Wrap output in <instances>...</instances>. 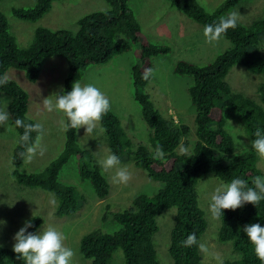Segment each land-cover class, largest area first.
I'll list each match as a JSON object with an SVG mask.
<instances>
[{"label":"trees","instance_id":"16d2710c","mask_svg":"<svg viewBox=\"0 0 264 264\" xmlns=\"http://www.w3.org/2000/svg\"><path fill=\"white\" fill-rule=\"evenodd\" d=\"M61 0H34L32 6L12 7L10 15L18 21L37 23L51 9L52 3ZM107 8L84 15L77 21L76 31L47 27L34 28L30 42L21 47L10 30L8 19L0 11V76L9 70L23 72L28 83L35 84L45 71L46 64L59 58L65 65L62 91H71L92 64H104L114 56L130 52L135 46L136 62L131 67L130 80L133 100L141 109V116L151 130L148 140L141 143L121 127L118 116L110 109L99 121L100 139L110 154L131 162L160 187L155 193H142L132 197L126 206L105 203L101 221L112 231L97 228L84 234L79 241V254L89 264H111L117 251L122 253V264H159L153 236L158 231L157 218L166 210L175 209L170 232L169 254L172 264H202L198 246L183 247L180 242L195 233L200 243L208 229L204 210L199 205L197 185L214 177L225 185L234 178L248 181L264 177L259 168L258 156L251 147L256 128L264 130V14L248 24L238 21L235 29L227 30L222 37L230 47L206 64L179 61L174 73L191 79L188 95L195 108L194 133L189 126L164 116L155 108L147 92L149 79H143L146 70H153L152 60L167 55V45L152 42L140 27L129 7V0H104ZM201 29L218 22L244 0H224L212 8H204L196 0H165ZM48 61V62H47ZM239 66L250 74L260 76L256 98L232 90L226 81L231 69ZM0 86V93L8 98V113L17 134L11 153V177L27 188L40 189L51 194L56 202L53 215L63 218L74 215L83 196L75 185L63 179L62 171L73 164L78 178L87 183L94 195L104 200L109 194V182L100 166L91 141L77 140V130L64 132L60 153L43 170L28 173L19 153L25 147L19 144L24 129L15 126L16 119L37 123L27 116L29 97L14 81ZM229 110L242 123L249 147L238 155L236 143L229 134L225 111ZM36 132L31 133V142ZM157 146L164 152L163 159H153ZM92 150L95 152L92 153ZM25 171V172H24ZM29 220L35 232L42 217ZM217 239L230 243L236 258L223 264H261L243 227L259 223L264 227V200L256 207L245 204L236 210H223L219 218ZM2 245V244H0ZM0 264H24L12 249L0 246Z\"/></svg>","mask_w":264,"mask_h":264},{"label":"rangeland","instance_id":"374dc122","mask_svg":"<svg viewBox=\"0 0 264 264\" xmlns=\"http://www.w3.org/2000/svg\"><path fill=\"white\" fill-rule=\"evenodd\" d=\"M204 8H212L224 0H196ZM34 0H0V11L6 15L10 30L16 38L17 44L25 47L30 42L34 28L40 26L52 30L67 29L76 31L77 21L89 13L105 10L104 0H61L52 3L50 11L37 23L18 21L10 15L12 7L32 6ZM129 7L134 13L140 27L149 39L158 44L167 45L171 52L159 55L152 60L153 70L150 75L147 92L157 109L164 116H172L176 121L189 126L194 133L195 108L191 104L188 88L191 85L189 77H180L174 73L177 62L184 61L194 64H206L215 56L230 47L224 38L215 44L205 42L203 29L194 21L188 19L165 0H129ZM233 11L240 14L239 22L248 24L250 21L264 14V0H244ZM229 12V13H231ZM134 46L130 52L114 56L104 64H92L86 68L85 73L77 80L81 85L93 84L110 101V109L118 116L121 127L129 132L131 138L136 137L145 144L151 130L147 127L141 116L139 105L133 100L130 71L136 62ZM48 62V61H47ZM45 71L35 84L25 80L23 72L9 70V80L16 82L28 95L29 107L27 116L43 125V135L40 140V149L30 163L23 164L28 173L39 172L55 158L63 148L64 132L60 130L62 113L48 112L43 106V100L48 98L55 102L57 94H62V83L65 65L59 58H54L46 65ZM76 81V80H75ZM226 81L230 87L242 92L251 98H256V87L261 81L260 76L250 74L239 66H234ZM0 107H6L8 112V98L0 93ZM225 111L227 128L231 121L233 132L238 140L236 153L245 151L249 147V140L245 134L242 123L238 117ZM85 127L77 129V140L91 141L95 146L93 150L97 158L102 161L110 153L107 146L102 143L99 123L88 134ZM17 134L9 118L7 124L0 126V244L13 249L15 233L24 225L25 221L35 215L42 217L40 227L34 232L53 227L62 232L66 239L64 245L74 250L72 264H89L88 260L79 254V241L82 236L93 229L112 231L101 221V212L105 203L117 206H126L132 197L142 193H155L160 187L158 182L149 179L146 174L134 167L131 162L119 159V164L105 171L109 182V194L106 199H98L89 185L81 181L70 163L62 171L63 179L73 183L83 196L78 211L68 217L56 218L53 213L57 202L55 198L40 189L27 188L18 184L11 177V153L16 144ZM42 149V154H41ZM92 150V153L95 152ZM259 168L264 173V160L258 157ZM126 167L131 174L127 184L113 183L112 177L119 168ZM24 171V172H25ZM225 185L214 177H208L198 183L199 205L204 210L208 229L201 237L200 243L208 248L207 254L202 253V264H218L216 256L223 261L236 258L230 243H220L217 239L220 227L219 219H213L209 212L211 195L217 187ZM175 209L163 212L158 218V231L153 236V243L159 264H172L168 252L170 232L173 226ZM122 253L117 251L111 264H122Z\"/></svg>","mask_w":264,"mask_h":264},{"label":"clouds","instance_id":"9594fccd","mask_svg":"<svg viewBox=\"0 0 264 264\" xmlns=\"http://www.w3.org/2000/svg\"><path fill=\"white\" fill-rule=\"evenodd\" d=\"M240 14L233 11L227 16H221L218 22L207 24L203 28L205 42L215 44L218 42L229 29H235L238 24ZM152 70H146L143 79H149ZM9 77L7 74L0 76V86L8 84ZM43 106L48 112L56 111L62 113L60 121V130L68 132L85 127L86 133H91L102 117L110 111V101L95 85H81L78 81L73 82L71 91L57 94L55 102L51 99H44ZM9 113L6 107H0V126L7 124ZM14 124L18 128H23V134L19 137V144L25 147V151L19 153V156L25 164L30 163L40 149V140L43 135V125L41 123H25L22 119H16ZM229 134L239 144L233 132L234 127L229 121ZM36 132L35 141H31V133ZM255 139L251 141V147L257 156L264 160V130L256 128L254 132ZM42 154V149H41ZM238 155V153H234ZM164 152L157 146L153 153V159H163ZM119 164V157L116 154L107 155L100 166L104 171L115 168ZM131 179V174L126 167L119 168L112 177L113 183L127 184ZM252 186L248 181L241 178H234L230 183L217 187L211 195L209 212L213 219H219L223 216V210H236L242 208L245 204H252L255 207L264 200V177L256 176L252 180ZM6 223L0 221V224ZM31 220L25 221L24 225L15 233L13 239V252L18 260L24 264H72L75 252L73 249L64 245L65 235L53 227L41 230L37 233L29 232ZM243 232L246 234L248 241L253 246V252L257 259L264 264V227L259 223L245 225ZM183 247L198 246L200 251L207 254L208 248L205 244L199 243L195 233H190L187 238L180 242ZM2 246V245H0ZM218 264H223L220 256L215 257Z\"/></svg>","mask_w":264,"mask_h":264}]
</instances>
